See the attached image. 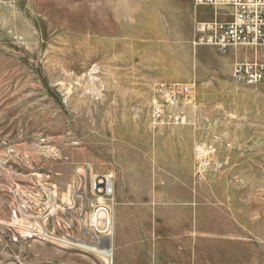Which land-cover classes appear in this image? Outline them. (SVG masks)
<instances>
[{
    "label": "rangeland",
    "instance_id": "obj_1",
    "mask_svg": "<svg viewBox=\"0 0 264 264\" xmlns=\"http://www.w3.org/2000/svg\"><path fill=\"white\" fill-rule=\"evenodd\" d=\"M210 16L191 0H0V264H104L83 246L111 245L109 230L90 244L100 233L86 217L98 195L108 210L91 185L110 173L111 195L158 183L202 197L198 227L131 226L172 234L157 248L179 264H264V85L233 83L243 54L197 44ZM192 82L190 103L157 89Z\"/></svg>",
    "mask_w": 264,
    "mask_h": 264
},
{
    "label": "built area",
    "instance_id": "obj_2",
    "mask_svg": "<svg viewBox=\"0 0 264 264\" xmlns=\"http://www.w3.org/2000/svg\"><path fill=\"white\" fill-rule=\"evenodd\" d=\"M191 2L194 9L197 7L210 9L211 15L207 20L196 22L195 34L197 37L194 34V39L202 42L201 44L215 48L222 54L230 52L244 55L231 64L230 75L233 83L246 86L264 85V60L260 58L261 50L264 49V0H191ZM248 51L253 53L252 58L245 56ZM193 87V82L172 83L167 87L161 83L157 89L167 91L169 102L173 104L177 103L179 97H183L185 103H190ZM161 112L160 108H156L154 115L159 117ZM97 186L98 188H105L103 182H98ZM100 192L106 194L104 190ZM91 226L100 234H95L93 236L94 243L90 244L99 247L102 233L108 230L109 225L103 221L101 226ZM80 231L85 233L86 230L81 228ZM66 237L74 243L84 242L69 235ZM104 250L105 253L102 255L104 264H114L111 247L108 245ZM1 264L25 263L15 258Z\"/></svg>",
    "mask_w": 264,
    "mask_h": 264
},
{
    "label": "crops",
    "instance_id": "obj_3",
    "mask_svg": "<svg viewBox=\"0 0 264 264\" xmlns=\"http://www.w3.org/2000/svg\"><path fill=\"white\" fill-rule=\"evenodd\" d=\"M175 152L173 148L172 154L175 155ZM160 156L158 154L156 158L154 157L156 162L160 161ZM156 168L158 169L156 170L157 175H162L161 166L156 164ZM185 190L184 187H175L170 184L158 185L157 183L152 189H146L138 196H132L133 192H130L128 187H123V185L114 187L111 205L108 204L109 243L113 252L114 264H179L175 261L176 259L172 258V251L157 248L159 242H172V234H166L170 238H159L158 234L151 235L150 238L138 237L131 232V226L133 221H148L149 229L153 233L158 229L164 231L172 227V221H188L184 222V225H189V221H192L195 227H198L202 221H209V208L207 204H203L202 197L193 199L191 202ZM166 235L163 234V236ZM150 241L156 245H152L144 252L134 253L131 249ZM62 263L68 264L66 260Z\"/></svg>",
    "mask_w": 264,
    "mask_h": 264
},
{
    "label": "bare ground",
    "instance_id": "obj_4",
    "mask_svg": "<svg viewBox=\"0 0 264 264\" xmlns=\"http://www.w3.org/2000/svg\"><path fill=\"white\" fill-rule=\"evenodd\" d=\"M195 37H197L196 34H195ZM195 40H196L197 43H202V42L198 41L196 38H195ZM112 177H113V174L112 173L107 174V175H100V176L99 175L98 176L95 175L94 177H92L93 180H92V185L91 186L93 187L94 192L96 193L98 191L104 190L105 193H106L105 196L106 195L111 196L112 190H113V183H112L113 180H112ZM98 182H103L105 184L106 190H105V188H103V189L101 187L98 188V186H97V183ZM94 183L96 185L95 187H94ZM53 194H55V193H53ZM65 198H67V200L69 201L68 197L64 196V199ZM96 201L99 202V203L105 202V200H103V197H101V195H98L96 198H94V197L91 198V200L89 201V210L86 213L87 219L90 220L89 221L90 224H93L96 227H98L100 223H103V221H106L107 224L109 225L110 218H109L108 210L106 208H104V207H98L97 209H94V203H96ZM52 204L55 206L56 200H54L52 202ZM110 205H111V203H110ZM112 205H113V203H112ZM108 209H109V207H108ZM83 218H84V216H83ZM24 233L25 234L27 233L28 235L32 236L31 233H30V231H24ZM24 233H23V235H24ZM14 241H16V240L14 239ZM83 247L85 249L90 250V251H96V254H99L101 256L105 253V250L104 249L103 250H101V249L99 250L97 248H91L92 246L89 247V246H85V245Z\"/></svg>",
    "mask_w": 264,
    "mask_h": 264
}]
</instances>
